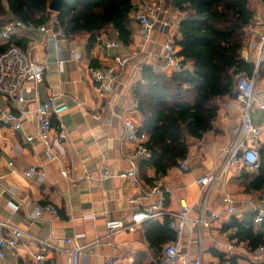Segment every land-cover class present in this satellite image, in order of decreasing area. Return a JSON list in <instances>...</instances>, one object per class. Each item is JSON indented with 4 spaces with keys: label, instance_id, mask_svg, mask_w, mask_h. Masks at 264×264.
<instances>
[{
    "label": "crops",
    "instance_id": "1",
    "mask_svg": "<svg viewBox=\"0 0 264 264\" xmlns=\"http://www.w3.org/2000/svg\"><path fill=\"white\" fill-rule=\"evenodd\" d=\"M250 6L255 18L253 24L246 28L242 57L254 64V70L259 71L261 68L255 97L264 102V55L262 61H257L258 38L264 28V9L260 0L250 2ZM182 17L183 14L170 7V35L174 39L180 38L178 25ZM52 18L51 21H54L55 18ZM132 29V43L122 53L112 51L109 58L104 56L99 38L107 36L116 39L111 28L100 32L90 55L85 50L87 35H78L73 40L64 38L57 42L49 39L41 43L36 37L22 31L16 32L17 39L26 41L25 49L30 52L32 61L43 70L44 78L39 87L41 100L52 94L60 104L67 106L60 117L52 118L54 125L59 122L64 125L67 139L61 146L53 148L58 156L54 161L47 158L45 147L37 141L32 144L23 143V132L33 134L35 129L33 106H28L29 113L22 116V132L0 126V173L4 175L0 180V220L24 232L17 251L9 252L6 258L0 260V264H31L38 239L48 240L55 246L49 253L50 264H69L65 250L72 245H66L62 239L76 238L82 245H86L95 237L104 239L105 222L108 219H121L125 223H131L134 219V207L128 200L138 191L137 187L115 177L108 180L100 178L104 168L115 171L130 169L127 154L132 147L120 143L118 139L122 121L124 118H133L141 124L140 113L133 109L135 100L132 94L141 81V67L146 63L150 65L158 62L163 53L164 35L156 33L155 43L147 46V52L144 53L139 49V30L134 20ZM74 51L81 54L80 60L74 59ZM126 58L128 61L121 65V60ZM98 65L116 70L117 78L110 95L102 94L88 76L89 67ZM215 103L219 110L213 122V130L200 139H190L188 142L189 153L185 159L187 170L181 171L176 166L159 179L167 191L166 206L169 211H178L179 201H184L191 208V216H198L199 187L195 181L222 166L225 149L235 142L241 130L243 108L236 94L218 99ZM3 105L0 98V108ZM261 113L260 117H254L252 111L255 125L264 123V112ZM262 144L259 140V150ZM30 167H34L36 172L26 176ZM229 172L212 188L217 187L218 191L214 203L220 205L221 212L227 209L223 201L224 195L229 194L226 187L234 186L236 189L231 192L234 196L229 195L236 202L237 216L240 218L246 211L253 212L252 201L259 199V196L246 193L244 178L238 175L228 178ZM147 177L151 182L143 181L148 184L158 179L153 169L147 170ZM175 192H181L182 197L177 199ZM244 195L248 196L247 200ZM153 201L150 200L148 204ZM8 203L17 206L18 210L14 211ZM37 205L55 206L57 216L43 212L40 218H32ZM90 214H94V217L91 218ZM227 218L221 217L219 222L212 223L204 230V236L207 235L214 246L209 247L207 253L202 247L203 264L227 257L234 260V264H254L252 255H244L248 249L246 243L233 239L231 231L222 232ZM198 232L199 228L191 225L185 229L181 250L190 261L199 254L198 238L194 239L195 234L198 237ZM215 234L224 240L220 241ZM229 244L235 248L228 249L226 246ZM86 253L87 258H81L80 264H107L110 259L116 264H146L150 257L160 255H154L149 248L143 223L131 231L125 230L114 235L109 244L104 239L99 244L89 246Z\"/></svg>",
    "mask_w": 264,
    "mask_h": 264
},
{
    "label": "built area",
    "instance_id": "2",
    "mask_svg": "<svg viewBox=\"0 0 264 264\" xmlns=\"http://www.w3.org/2000/svg\"><path fill=\"white\" fill-rule=\"evenodd\" d=\"M255 0H249L252 2ZM264 9V0H260ZM163 0H137L134 1L131 11V17L137 24L139 30V49L141 52H147V46L155 43V34L167 36L163 44V53L160 61L151 65L152 71H161L167 74L181 72L187 67L176 57L174 41L170 35V22L163 18L166 12ZM156 28H158L156 30ZM17 31H22L32 37L38 38L41 43L47 40L59 41L64 39L62 33L55 27V20L50 23L38 24L34 22L21 21L11 18L6 21L0 30V45H9L4 52L0 54V98L4 105L0 108V126L7 127L16 132H22V116L29 113L28 106H33L32 112L35 117V129L33 134L23 132V143H34L37 141L46 149L47 158L50 161L58 159L53 148L59 147L67 139V133L64 125L59 122L53 124V117H60L66 110L65 104H60L55 95H49L45 100H41L39 87L43 81L44 74L42 68L38 67L31 59L30 52L25 48L10 44L13 39H17ZM99 46L102 48L105 57L109 58L111 52L122 53L127 49L123 43L107 36L99 38ZM264 55V28L259 34V50L257 54L258 62L262 61ZM76 60L81 59V54L73 52ZM247 61V59H244ZM128 59L121 60V65ZM257 62V63H258ZM62 64V62H60ZM142 69V67H141ZM88 76L91 81L98 86L102 94L110 95L113 92V85L116 82L117 73L113 67L98 65L89 67ZM234 91L237 100L242 104V126L238 137L233 144L224 151L225 159L222 166L212 172L199 177L195 182L199 187V198L197 205L200 207L198 216H191V208L184 201H179L178 211H169L166 206L167 191L160 182L161 175H158L152 183H145L139 178L138 162L149 160L151 153L147 148V135L140 130L139 124L133 118H124L122 128L118 139L122 144L131 145V150L127 154V160L130 169L126 171H115L104 168L100 172L101 180L118 178L122 181L135 185L138 189L128 200L134 207L131 223H125L121 219H108L105 222V242L122 231H131L136 225L149 220H162L169 218V229L175 233V240L165 245L158 257H150L146 264H203V236L204 230L208 229L212 223L218 221L221 217L228 216L226 223L230 222L232 216L238 215V207L233 197L225 194L223 197L227 209L217 213L208 208V200L212 188L218 182H221L230 170L242 178L248 173L257 172L260 165L259 158V140L264 133V123L255 125L251 113L255 104L258 109L264 112V102H260L255 97L256 82L258 71L255 69L251 75L246 71L236 70L233 75ZM137 110L136 103L133 106ZM177 168L181 171L187 170L185 160L177 161ZM36 172L34 167H30L25 173L31 176ZM66 175L65 172L62 173ZM4 175L0 173V180ZM150 200H154L148 204ZM252 201L253 212H255L253 224L258 226L264 218V199H255ZM147 203V205H145ZM14 211L18 207L8 203ZM43 212H48L57 216V209L53 205L41 207L36 206L33 214L34 219L40 218ZM137 218H136V217ZM93 218L94 214H90ZM239 217V216H237ZM187 225L198 227L197 245L199 254L197 258L190 261L186 254L182 252V240ZM233 235V234H232ZM24 232L18 228L10 226L7 221L0 220V260L6 258L9 252H16ZM103 238L95 237L94 240L86 245H82L76 238H64L62 241L66 245H72L65 250L69 264H80L81 258H87L86 249L89 246L99 244ZM228 249L235 248L234 245H227ZM36 251L33 254L31 264H50L49 253L55 246L48 240H36ZM244 255H252L254 264H264V247L256 249L248 248ZM107 264H116L110 259ZM206 264H234L227 257L216 259Z\"/></svg>",
    "mask_w": 264,
    "mask_h": 264
},
{
    "label": "trees",
    "instance_id": "3",
    "mask_svg": "<svg viewBox=\"0 0 264 264\" xmlns=\"http://www.w3.org/2000/svg\"><path fill=\"white\" fill-rule=\"evenodd\" d=\"M53 0H0V30L11 18L38 24L50 23L64 38L73 40L87 35L85 50L91 54L102 30L111 28L116 40L132 43L131 11L135 0H64L59 13L50 10ZM183 14L175 39L176 57L187 68L181 72L141 69V81L133 98L142 117L140 130L147 135L149 160L139 163V178L147 182V170L165 176L185 160L189 140L200 139L213 130L218 115L215 101L234 95L233 75L236 70L254 71V64L242 57L246 28L253 24L255 14L249 0H167ZM12 45L26 47L24 39H13ZM9 45H0V54ZM261 74V68L259 69ZM260 165L255 173L242 176L244 191L264 199V143L259 150ZM255 212H244L240 218L231 217L222 232H233V239L246 243L250 249L264 247V218L253 224ZM169 218L143 223V231L154 255L175 240L169 229ZM214 256L216 252L212 250ZM218 255V254H217ZM222 257L221 255H219ZM141 260L143 258H140ZM232 260V259H231ZM234 263V260H232Z\"/></svg>",
    "mask_w": 264,
    "mask_h": 264
},
{
    "label": "rangeland",
    "instance_id": "4",
    "mask_svg": "<svg viewBox=\"0 0 264 264\" xmlns=\"http://www.w3.org/2000/svg\"><path fill=\"white\" fill-rule=\"evenodd\" d=\"M163 2H164V7L166 8V12L163 14V18L166 20H168L169 22H170V4L167 2V0H163ZM55 18V17H54ZM158 28H156V30H157ZM246 31V30H245ZM166 38H167V36H165V40H166ZM258 40H259V38H258ZM165 42V41H164ZM245 42H246V40H245ZM258 50H259V47L257 48V54H258ZM160 61V57H159V60H158V62ZM157 63V62H156ZM153 64H155V63H153ZM153 64H150V65H147V63L145 64V66H148L150 69H151V65H153ZM237 103V102H236ZM262 111H260L259 109H258V105L257 104H255V107H254V110H253V116L255 117V116H257V117H260L261 115H262V113H261ZM1 127H3V126H1ZM3 129H8L7 127H3ZM263 141H264V134L262 133V135H261V138H260V143L262 144L263 143ZM234 175H237L236 174V172L232 169V170H230V172H229V175H228V178H230V177H233ZM216 189H217V187H215V189H213L212 190V192H211V194H210V197H209V202H208V208L210 209V210H212V211H215V212H217V213H220L221 211H220V205L219 204H215L214 203V201H215V199L217 198V195H218V191H216ZM236 188L234 187V186H232V185H227V187H226V190H227V192L229 193V194H231L232 196H234L231 192L232 191H234ZM175 196L177 197V199H180L181 197H182V194H181V192H175ZM244 198H246V200L248 199V196H245L244 195ZM214 203V204H213ZM190 204V203H189ZM213 205H214V207L215 208H213ZM219 222V221H218ZM216 235V234H215ZM216 237L220 240V241H222V240H224V238L223 237H218L217 235H216ZM122 238V237H121ZM198 237H197V235L195 234L194 235V239H197ZM203 246H204V252L205 253H207L208 252V250H209V247L211 248V247H213L214 246V244L210 241V239L208 238V236L207 235H205L204 236V241H203ZM222 249V248H221ZM247 264V263H246Z\"/></svg>",
    "mask_w": 264,
    "mask_h": 264
},
{
    "label": "water",
    "instance_id": "5",
    "mask_svg": "<svg viewBox=\"0 0 264 264\" xmlns=\"http://www.w3.org/2000/svg\"><path fill=\"white\" fill-rule=\"evenodd\" d=\"M64 0H53L50 5V10L59 13L62 9V4Z\"/></svg>",
    "mask_w": 264,
    "mask_h": 264
}]
</instances>
